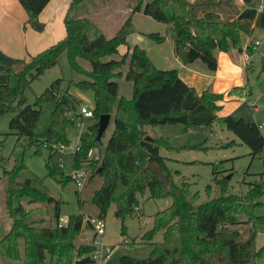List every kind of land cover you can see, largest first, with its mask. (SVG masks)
Instances as JSON below:
<instances>
[{"label":"trees","instance_id":"1","mask_svg":"<svg viewBox=\"0 0 264 264\" xmlns=\"http://www.w3.org/2000/svg\"><path fill=\"white\" fill-rule=\"evenodd\" d=\"M87 1L70 0L64 20V38L31 55L28 60L14 58L13 64H6L0 59L6 64L8 75L7 81L0 82V116L13 112L9 133L18 136L11 156L4 154L3 140H0V166L7 181L5 203L12 219L10 227L0 234V254L12 258L16 264H44L48 256L51 264H90L94 261L92 243L79 247L75 243V237L84 226V215H70L66 223H61V199L36 187L34 177L20 178L28 169L25 163L27 148L36 145L39 151L43 145L50 150L46 161L49 173L60 176L61 182L72 179L70 170L64 166L58 170L50 159L57 150L54 144L69 145L67 129L74 123L75 116L81 117L78 113L81 99L70 91L62 77L55 78L33 103L27 101L26 95L33 80L55 65L60 54L66 51L73 71L87 76L76 84L94 91L93 121L80 134L73 167H90L91 160L100 161L97 172L102 176V182L93 194V202L99 208L98 216L105 219L110 204L115 203V215L120 218L124 231L125 216L138 210L137 194L148 189L152 197L170 196L172 199L168 206L153 214L152 226L143 233L152 238L161 232V240H140L152 244L149 254L146 257L123 254L119 257L120 264H256L262 248L255 245V226L264 220V216L256 214L255 208L264 205L260 199L264 196V170L247 183L244 192L238 193L230 191V175L223 174L216 164L212 174L218 191L198 203L196 193L190 190L187 181L183 180L179 185L168 184L169 170L159 150L165 139L147 138L146 126L181 123L186 127L205 124L226 127L255 157L263 151L264 125L244 117L235 118L229 113L220 114L222 104L219 100L224 93L208 89L199 92L181 77L178 68L158 67L143 47L131 45L127 40L129 32L134 31L130 16L114 35L108 36L92 19L73 14L74 8ZM19 2L28 13L27 23L37 30L44 29L40 14L50 0ZM223 8L226 16L222 18L209 20L203 16L208 10ZM140 10L154 20L166 23V34L153 31L147 34L156 42L170 36L175 55L185 64L199 59L208 69L214 70L217 67L215 48L254 52L251 41L245 46L241 43V34H250L253 26L248 20L236 17L238 10L231 0H151L144 5L141 0H136L132 12ZM122 45L124 51L120 50ZM116 53L118 58L106 59ZM80 58L89 59L91 68L85 67ZM16 64L22 66L17 68ZM125 64L124 76L133 84L129 98L119 94L116 80L123 74L121 67ZM226 93L249 100L250 87L233 85ZM102 113H112L114 118V129L106 143L103 142L106 131L100 140L97 139L98 119ZM22 137H26L25 142ZM94 149L102 156L95 158ZM10 157L13 158L11 166ZM148 159L165 171L166 184L146 166ZM16 194L30 195V201H55L50 223L47 224L45 218L31 217L22 203L15 204ZM240 214L244 218H240ZM240 222L249 225L245 238H240L237 227Z\"/></svg>","mask_w":264,"mask_h":264},{"label":"rangeland","instance_id":"2","mask_svg":"<svg viewBox=\"0 0 264 264\" xmlns=\"http://www.w3.org/2000/svg\"><path fill=\"white\" fill-rule=\"evenodd\" d=\"M141 1L144 5L151 0ZM135 2L136 0H89L74 8L73 14L92 19L108 36L114 35L120 24L130 16L134 31L129 32L127 35L129 43L143 47L149 58L160 68L180 67L173 51L172 38L166 36L164 41L156 42L147 34L151 31L166 34V23L154 20L150 16L145 15L142 10L132 12ZM252 5L256 6L257 0ZM26 25L31 28L30 24L26 23ZM62 29L64 30L62 38H64L66 33L63 23L60 25V30L63 32ZM60 30L56 28L52 31H46V34H44L43 29L33 32L39 36L41 34L46 36L57 35ZM259 31L260 33L257 34L254 31L251 37L261 41L258 48L251 54V64L248 65L243 62L247 67L243 74V83L250 87V98L248 100L245 97L232 95L225 102L223 108L219 110V113H229L235 118L244 117L264 125V28H260ZM39 40L37 39V41ZM248 41L249 36L242 33V45L245 46ZM26 47H28L26 55L17 58L28 60L31 55L46 48L33 51V40H30ZM124 49V45L120 46L121 51H124ZM112 57L118 58L119 54H112L107 56L106 59ZM80 61L85 67L91 68L89 59L80 58ZM238 63L240 64L239 61ZM21 66V64H16L17 68ZM126 67V64L121 67L123 74L117 77L116 80L119 84V94L129 98L132 94L133 84L131 80L126 79L124 76ZM3 74L4 72H1L0 69V79ZM57 77H62L64 83L69 84L70 91L81 99L80 107H94V91L91 88L82 89L76 84V81L87 76L73 71L66 51L60 54L55 65L47 68L39 78L33 80L31 88L26 93L27 101L33 103L36 96L43 92ZM5 81L7 80H0V82ZM253 104H256V110L253 109ZM12 115L13 112L8 111L0 116V140H3V152L7 156H11L12 149L18 140V136L15 133H9V120ZM92 121L93 119L90 117L84 119L80 116L74 117V123L70 124L67 129L70 138L69 145L65 146L64 149L56 150L50 159L51 164L58 170H62L63 166L68 170L73 168L74 152L79 142L80 134L88 128ZM113 129L114 118L112 117L103 137L104 143L109 139ZM146 131L150 136L161 137V140L165 139L164 141L162 140L163 143L160 144L159 150L164 156L165 165L169 170L170 179L168 184L176 183L179 185L183 180L187 181L190 190L196 193L195 200L198 203L206 201L210 195L218 191V185L215 184L212 174V168L216 164L223 174L226 176L230 175L228 177V188L230 191L238 193L244 192L248 188L247 183L256 179L258 173L264 170V148L261 155L252 157L249 153V147L226 127L222 128L215 124L186 127L181 123H166L147 125ZM262 131L264 133V127ZM25 141L26 137H22V142ZM93 153L95 158H97L96 154L102 156L101 152L99 153L95 149ZM49 155L50 150L46 146L41 145L39 151H37L36 145L28 147L25 153V163L28 169L21 174L20 178H25L26 176L34 177V185L36 187L61 199V217L68 218L73 214H83L85 219L84 226L75 237V243L76 247L90 244L94 230L87 221V217L98 216L99 213L98 206L93 202V194L102 182V176L97 172L100 161L91 160L90 174H92H89L86 185L80 190L73 179L61 182L59 180L60 176H53L49 173L50 168L46 163ZM12 163L13 158L10 157V166ZM209 185H211L210 191L208 189ZM6 187L7 181L3 177V167L0 166V234L8 229V221L10 220L11 225L12 220L5 203ZM137 197L139 200L138 210L133 215L125 216L123 220L124 231L121 230L120 218L115 215V203L112 202L109 206L105 216L106 232L104 237L108 243L115 245V247L104 264H120L119 257L123 254L133 257H146L152 249V244L150 242H141L140 240L158 241L162 238L161 232H157L152 238H147L143 233L152 226L153 214L157 210L168 206L172 201L171 197H152L148 189L143 193L137 194ZM260 199L264 202V196ZM13 202L15 204L22 203L31 217L45 218L47 224L53 218L55 201H30V195L16 194ZM255 212L264 216V205L257 206ZM239 217L244 218V215L240 214ZM237 227L240 230V238H245L249 233V225L245 222H240ZM255 228V245L257 248H262L256 259V264H264V220L258 221ZM74 263L72 262L71 264ZM0 264H16V261L6 255H0ZM44 264H51L49 256ZM90 264H95V262L92 261Z\"/></svg>","mask_w":264,"mask_h":264},{"label":"crops","instance_id":"3","mask_svg":"<svg viewBox=\"0 0 264 264\" xmlns=\"http://www.w3.org/2000/svg\"><path fill=\"white\" fill-rule=\"evenodd\" d=\"M193 2L194 0H188ZM235 7L238 10L237 18L248 19L252 24L253 29L249 36V41L253 42L255 38L252 37V33H260V28H264V12L261 11L257 5H252L256 0H232ZM70 7V0H50L48 5L40 14V20L45 23L43 29L44 34L46 31H52L56 28L60 30V25H65V17ZM225 8V7H224ZM208 10L203 16L206 19L213 20L226 16V9ZM28 13L21 5L19 0H0V49L7 55L17 58L26 55V44L30 40H33V51L41 50L53 42L61 39L64 35L60 30L57 35L35 34L33 31H38L31 26H27ZM66 33V26H65ZM254 37V36H253ZM37 39H40L37 41ZM259 40V39H258ZM248 41V42H249ZM247 42V43H248ZM246 43V44H247ZM261 41L259 40L260 45ZM256 47V49L258 48ZM255 49V50H256ZM241 53V54H240ZM243 51L236 49L220 50L215 48L213 54L217 59V67L214 70H210L199 59L194 60L191 63H183L181 59L175 55L180 67H176L179 70L181 77L197 91L208 89L210 91L224 93L223 98L219 100V103L224 106L225 102L234 94H227L226 91L233 85H243V74L247 68L243 59ZM240 62V64L238 63ZM251 61V55H250ZM243 62L245 64H243ZM242 64V65H241ZM251 62L248 63L250 65ZM1 72H4L0 80H7V73L5 72L6 64L0 62ZM237 96V95H234ZM240 97V96H238ZM253 109L256 110V104H253ZM113 117V115H112ZM256 122V121H255ZM264 148V147H263ZM10 220L8 221V228L10 227ZM1 255V254H0Z\"/></svg>","mask_w":264,"mask_h":264},{"label":"built area","instance_id":"4","mask_svg":"<svg viewBox=\"0 0 264 264\" xmlns=\"http://www.w3.org/2000/svg\"><path fill=\"white\" fill-rule=\"evenodd\" d=\"M258 7L261 11L264 12V0H258ZM253 49L255 50L259 44V40L255 39L252 42ZM243 59L245 63L250 62V55L246 50H243ZM81 117L88 118L94 115L93 109L87 106L79 107V111ZM66 145H56L54 144L53 147L58 149H64ZM98 158V155H96ZM90 174V167L87 165L73 167L70 169V176L76 182L78 188L82 190L87 183ZM88 222L91 224L94 233L91 239V243L94 245V250L92 252V256L94 258L95 264H104L109 255L113 252L115 245L108 243L105 240V232H106V222L105 219L100 216H88ZM61 223H66L68 218H60Z\"/></svg>","mask_w":264,"mask_h":264},{"label":"water","instance_id":"5","mask_svg":"<svg viewBox=\"0 0 264 264\" xmlns=\"http://www.w3.org/2000/svg\"><path fill=\"white\" fill-rule=\"evenodd\" d=\"M0 59L4 61L6 64H13L14 63V58L5 54L1 49H0ZM112 119V113H102L99 116L98 119V134H97V139H101L104 131H106L107 127L109 126L110 122ZM147 138H150L151 136L146 135ZM146 166L154 173H157L160 177L161 180L164 184L167 183L168 177L165 171L156 163L152 162L151 160H147Z\"/></svg>","mask_w":264,"mask_h":264}]
</instances>
